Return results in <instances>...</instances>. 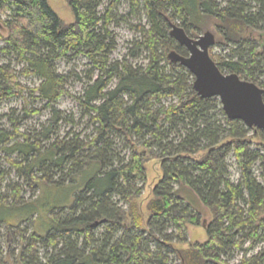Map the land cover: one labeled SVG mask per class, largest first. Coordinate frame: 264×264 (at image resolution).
<instances>
[{"label":"trees","instance_id":"trees-1","mask_svg":"<svg viewBox=\"0 0 264 264\" xmlns=\"http://www.w3.org/2000/svg\"><path fill=\"white\" fill-rule=\"evenodd\" d=\"M65 2L74 16L70 24L47 0H0V26L8 33L0 35V54L13 55L22 66L20 75L39 81L31 93L44 102L22 116L12 111V130L0 128L5 162L31 194L42 184H72L87 173L84 168L94 171L68 208L49 211L44 234L22 228L23 220L17 225L0 220L17 237L19 263L169 264L170 254H176L180 264H229L225 258L239 251L238 264H264V247L248 254L264 244V166L259 176L254 170L264 161L256 149L264 146V131L228 120L218 99H201L191 74L167 59L170 51L187 56L169 36L170 23L179 21L188 33L201 19H210L228 51L211 55L220 72L264 89V46L253 38L254 32L264 34V0ZM121 2L129 5L127 16L140 13L146 25L133 27L139 38L121 60H112L109 27L119 18ZM142 56L144 64L134 63ZM75 57L99 72L94 80L88 76L89 85L76 98L90 130L82 136L71 129L61 137L59 122L75 124V119L53 107L67 94L72 75L60 73L57 62ZM23 91L17 71L0 65V104ZM45 110L51 112V124L34 136L20 131L29 114ZM231 157L237 182L230 179ZM154 159L160 161L162 178L147 204L144 227L135 200L146 180L144 164ZM7 176L0 167V209L32 203L23 199L17 183L9 195L2 192ZM175 185L191 189L212 214L209 223L202 222L206 240L182 250L171 244H186L185 228L199 226L200 218L188 211ZM0 264L6 263L0 259Z\"/></svg>","mask_w":264,"mask_h":264},{"label":"rangeland","instance_id":"rangeland-1","mask_svg":"<svg viewBox=\"0 0 264 264\" xmlns=\"http://www.w3.org/2000/svg\"><path fill=\"white\" fill-rule=\"evenodd\" d=\"M47 3L65 24H70L74 21L73 13L65 0H47ZM128 9L129 5L125 2H121L117 7V15L119 18H117L116 23H112L109 27L111 36L114 39V50L111 54L112 60H121L127 54L130 43L134 39L139 38V34L136 33L133 27L137 25H146V20L140 13L132 17L127 16ZM99 12H103V6L99 8ZM122 17H124V19ZM5 18L6 17L3 19ZM172 23L177 26L180 25L179 21ZM195 25L197 28H195V30L190 29L187 33L191 38L196 39L205 32H211L214 35L215 45L209 50L210 57L211 55L222 57L228 53L226 46H224L223 37L217 32L213 20L204 18L195 23ZM7 34V30L0 26V35L5 38ZM253 38L258 41L261 48L264 46V34L254 32ZM0 45H4V42L1 40ZM143 58L144 56H142L140 60L134 61V63H137V65L144 64ZM2 64H9L17 71L19 81L24 88L22 95H18L12 100L0 104V128L11 131L9 115L12 111H14L15 116H22L25 110L37 109L44 105V102L40 101L36 94L31 93V90L38 85L39 81L34 77L20 75L22 66L16 63L13 55L6 56L0 54V65ZM57 69L60 73H71L72 75L66 87L67 94L54 104L53 107L63 112L65 116L72 115L75 119V124L59 122V136H65L71 129L84 136L88 134L90 130L88 118L82 117V109L76 98L81 97L85 87L89 85L88 76L91 75L94 80L98 77L99 72L83 57L61 60L57 62ZM50 117V110H45L39 115L29 114L22 122L20 131L29 134V136H34L42 127L51 124ZM256 149L262 151L264 157V146ZM126 155H128V152H126ZM4 157L5 154L0 151L1 171L8 172L2 192L9 195L11 193V188L17 183L22 185L23 199L32 203L22 207L0 209V220L9 221L12 225H17V221L23 220L24 222L18 223L22 228L25 227L28 230L31 228L38 234H44L47 230V226L50 225L48 218L49 211L56 209L54 212H58L61 210L59 208H68L73 203L74 196L94 174V171H88L87 168H84L87 173L79 174L77 176L78 178L74 180L72 184L64 185V187H52L42 184L34 194H31L30 189L24 186L23 182L17 178L14 170L5 162ZM230 165V179L233 182H237L240 175L232 157L230 158ZM263 166L264 161L255 164L254 170L257 176L263 173ZM144 167L146 180L143 184L142 192L135 200V203L142 216L143 225L146 227V221L148 219L147 204L153 198V188L161 180L162 171L160 161L156 159L147 161ZM174 188L176 194L183 198L185 205L188 206V211L193 214H198L200 218L199 226L188 225L185 228L186 244L172 243V246L170 245L172 249L182 250L196 243H203L206 240L207 236L205 229L202 227V222L209 223L212 220V214L209 209L200 203L191 189L184 185H175ZM13 234L14 232L12 229L7 230L4 225L0 224V259L6 264H20L18 259L19 248L17 246V237ZM8 235L10 236L9 241H7ZM247 246L248 244L245 245V247ZM263 247L264 244H258L248 254H254ZM242 256L241 252L233 251L230 255L231 258L228 257L225 259L229 264H238ZM169 261V264H180L176 254H170Z\"/></svg>","mask_w":264,"mask_h":264},{"label":"water","instance_id":"water-1","mask_svg":"<svg viewBox=\"0 0 264 264\" xmlns=\"http://www.w3.org/2000/svg\"><path fill=\"white\" fill-rule=\"evenodd\" d=\"M169 27V36L186 50L187 56L170 51L167 59L191 74L194 92L201 99H218L228 120H237L249 129L264 131V89L234 73L220 72L209 55L210 48L215 45L211 32L193 39L182 27L172 23ZM97 225L94 223L92 226Z\"/></svg>","mask_w":264,"mask_h":264}]
</instances>
